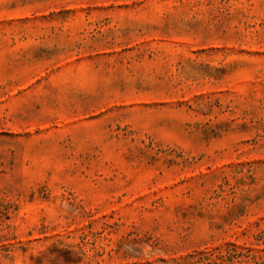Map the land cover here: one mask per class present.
Listing matches in <instances>:
<instances>
[{"label": "rangeland", "instance_id": "374dc122", "mask_svg": "<svg viewBox=\"0 0 264 264\" xmlns=\"http://www.w3.org/2000/svg\"><path fill=\"white\" fill-rule=\"evenodd\" d=\"M0 264H264V0H0Z\"/></svg>", "mask_w": 264, "mask_h": 264}]
</instances>
